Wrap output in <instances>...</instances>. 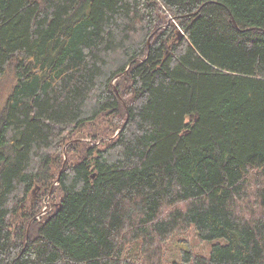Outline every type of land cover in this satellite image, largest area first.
Segmentation results:
<instances>
[{
    "label": "trees",
    "instance_id": "obj_1",
    "mask_svg": "<svg viewBox=\"0 0 264 264\" xmlns=\"http://www.w3.org/2000/svg\"><path fill=\"white\" fill-rule=\"evenodd\" d=\"M10 70L0 264H264V0H0Z\"/></svg>",
    "mask_w": 264,
    "mask_h": 264
},
{
    "label": "rangeland",
    "instance_id": "obj_2",
    "mask_svg": "<svg viewBox=\"0 0 264 264\" xmlns=\"http://www.w3.org/2000/svg\"><path fill=\"white\" fill-rule=\"evenodd\" d=\"M164 21H167L166 24H169L168 20H161V23L163 24ZM165 24V25H166ZM162 28H166V26H162ZM150 40H148L149 43ZM13 73L10 71L7 72V74L5 75L4 79L2 80V82H0V109L6 99V96L8 95L11 86H12V82H13ZM1 110H0V114H1ZM122 117V115H121ZM112 116H107L105 115L103 118H100V120L98 121L97 126H88L86 129L78 132V134L71 139L70 141H68L64 146L63 149H59L58 152H53L52 155L54 157L56 156H60L61 152H62V157H63V162H65L67 159V156H71V153L77 150H81L80 147L78 146L76 150L72 151L71 149L69 150V152L67 151V147L68 145L74 143V142H83V143H87V144H95V145H100L101 141L107 140L108 138H98L96 141H93L92 138L94 137L93 135L95 133H97L96 131H98L99 129H102L104 127H107L110 119H112ZM115 125L116 122L118 121L119 118H115ZM116 134V133H115ZM56 171V170H55ZM56 184V183H54ZM42 210L39 212V214H46L48 213V211L52 210V204L54 205L55 203V199H52L51 197H42ZM41 215V216H42ZM40 217V216H39ZM223 242L224 240H214L212 241H204L201 242L198 237L196 236V234L194 233V230H189L186 231L184 233H174L167 241L166 243L162 246L163 250H164V259L163 263L167 264L170 263L171 261L175 260L177 261V259L180 257V253L182 250L186 249V250H190L192 251L194 254L197 255H204V256H208L211 250V247L213 244L217 243V242ZM139 247L140 244L138 242H135V244L133 243V245H129L127 248L130 249V252H139Z\"/></svg>",
    "mask_w": 264,
    "mask_h": 264
},
{
    "label": "water",
    "instance_id": "obj_3",
    "mask_svg": "<svg viewBox=\"0 0 264 264\" xmlns=\"http://www.w3.org/2000/svg\"><path fill=\"white\" fill-rule=\"evenodd\" d=\"M178 36H179V38H181V36H182V33H181V32H179V35H178Z\"/></svg>",
    "mask_w": 264,
    "mask_h": 264
}]
</instances>
